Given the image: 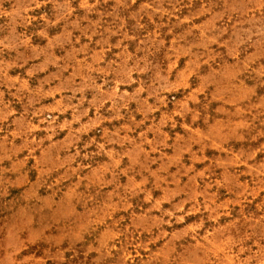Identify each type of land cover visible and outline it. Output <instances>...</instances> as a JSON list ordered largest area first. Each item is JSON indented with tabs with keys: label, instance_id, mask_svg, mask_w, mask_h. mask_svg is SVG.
Returning <instances> with one entry per match:
<instances>
[{
	"label": "rangeland",
	"instance_id": "obj_1",
	"mask_svg": "<svg viewBox=\"0 0 264 264\" xmlns=\"http://www.w3.org/2000/svg\"><path fill=\"white\" fill-rule=\"evenodd\" d=\"M0 264H264V0H0Z\"/></svg>",
	"mask_w": 264,
	"mask_h": 264
}]
</instances>
